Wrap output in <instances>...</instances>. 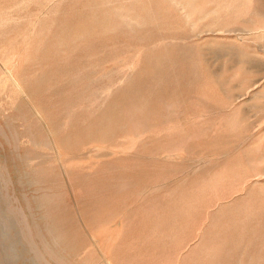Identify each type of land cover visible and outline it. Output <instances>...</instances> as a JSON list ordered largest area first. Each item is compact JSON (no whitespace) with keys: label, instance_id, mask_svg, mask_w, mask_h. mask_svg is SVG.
Here are the masks:
<instances>
[{"label":"rangeland","instance_id":"1","mask_svg":"<svg viewBox=\"0 0 264 264\" xmlns=\"http://www.w3.org/2000/svg\"><path fill=\"white\" fill-rule=\"evenodd\" d=\"M263 29L264 0H0V264H264Z\"/></svg>","mask_w":264,"mask_h":264},{"label":"bare ground","instance_id":"2","mask_svg":"<svg viewBox=\"0 0 264 264\" xmlns=\"http://www.w3.org/2000/svg\"><path fill=\"white\" fill-rule=\"evenodd\" d=\"M243 2H244V0H243ZM252 2V1H251ZM239 4V3H238ZM176 5V4H175ZM247 5V4H246ZM242 7H245V6H242ZM238 8H239V6H238ZM245 11V10H244ZM247 11V10H246ZM244 13V12H243ZM242 14V13H241ZM240 17V16H239ZM183 22V21H182ZM249 23V22H248ZM214 24V23H213ZM215 25H216V23H215ZM261 28V27H260ZM263 28V27H262ZM262 30V29H261ZM264 30V29H263ZM74 31V30H73ZM252 31V30H251ZM256 31V30H255ZM181 33V32H180ZM179 33V34H180ZM60 53V52H59ZM60 54H62V53H60ZM65 57V56H64ZM117 57V56H116ZM170 64V63H169ZM174 64V63H173ZM172 65V64H171ZM177 65V64H176ZM146 67V66H145ZM168 67H170V66H168ZM24 69H26V68H24ZM141 69V68H140ZM137 71V70H136ZM29 74V73H28ZM37 76V75H36ZM10 80V79H9ZM43 81V80H42ZM59 82V81H58ZM65 83V82H64ZM59 84V83H58ZM65 87V86H64ZM66 88H68L67 86H66ZM80 94H82V92L80 93ZM35 95V94H34ZM125 124V123H124ZM126 125V124H125ZM123 129V128H122ZM89 130V129H88ZM143 135V134H142ZM145 136V135H144ZM151 140V139H150ZM153 140V139H152ZM152 142H154V141H152ZM158 142V141H157ZM161 143V142H160ZM147 144V143H146ZM152 144V143H151ZM153 144H155V143H153ZM158 144H159V142H158ZM155 146H157V149L159 150V147H158V145L157 144H155ZM162 147H163V145H162ZM164 147H165V145H164ZM166 147H168V146H166ZM168 148H170V147H168ZM175 149V148H174ZM164 150V149H163ZM163 150L162 151H158V152H163ZM166 151V150H165ZM164 151V152H165ZM175 151H176V149H175ZM178 151V150H177ZM163 152V153H164ZM178 153H179V151H178ZM177 153V154H178ZM168 154V153H167ZM169 155V154H168ZM171 155V154H170ZM169 155V156H170ZM177 156V155H176ZM75 165V164H74ZM8 172V171H7ZM238 181V180H237ZM248 183V182H247ZM241 184V183H240ZM234 185V184H233ZM232 185V186H233ZM247 185V184H246ZM248 186V185H247ZM237 187V186H236ZM235 188V187H234ZM237 189V188H236ZM240 190H241V188H240ZM239 190V191H240ZM244 190V189H243ZM253 191H254V189H253ZM258 196V195H257ZM6 221L5 220H2L1 219V221H0V234L1 235H8V229L9 228H11V226H10V224H8V223H5ZM31 248V250H33L34 251V254H35V256L37 257V253H36V251L32 248V247H30ZM10 250H11V253L14 251V249H13V247L12 246H10ZM39 260H41V259H39Z\"/></svg>","mask_w":264,"mask_h":264}]
</instances>
